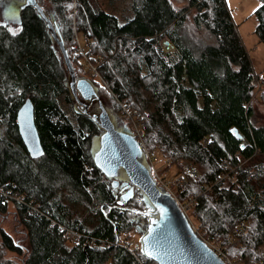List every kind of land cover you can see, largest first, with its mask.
<instances>
[{"label": "trees", "instance_id": "1", "mask_svg": "<svg viewBox=\"0 0 264 264\" xmlns=\"http://www.w3.org/2000/svg\"><path fill=\"white\" fill-rule=\"evenodd\" d=\"M44 1L76 76L120 118V104L140 113L145 145L169 161L164 172L185 164L199 171L178 197L196 201L191 215L203 237L221 241L244 264H264V126L254 123L253 106L262 79L226 1L131 0L134 15L123 24L99 0ZM259 1L256 33L264 44ZM7 10L0 0V216L15 207V233L0 226V264H157L142 246L122 245L135 231L146 234L152 205L137 188L125 202L115 178L97 166L93 147L102 130L76 102L47 23L29 4L14 18ZM74 32L88 39L97 72L87 73L74 56ZM164 40L173 51H165ZM28 99L44 150L38 158L17 125ZM227 172L237 175L236 184ZM241 223L248 233L232 245Z\"/></svg>", "mask_w": 264, "mask_h": 264}, {"label": "water", "instance_id": "2", "mask_svg": "<svg viewBox=\"0 0 264 264\" xmlns=\"http://www.w3.org/2000/svg\"><path fill=\"white\" fill-rule=\"evenodd\" d=\"M28 4L45 20L63 55L71 77L70 89L76 102L103 131L99 137V149L94 152L97 166L106 176L115 178L113 186L121 188L125 202L134 197L137 188L154 208L150 212L152 215L147 232L142 238L144 254L157 264H226L198 236L177 200L158 186L145 153L133 133L127 134L118 130L92 83L85 78H77L56 22L46 15L38 0H27L25 5ZM163 45L174 49L167 40L163 41ZM94 102L99 104V113H89V107ZM17 125L31 157H40L44 150L31 100L28 99L18 111ZM232 133L242 142V147L247 145L245 137L238 129L233 128ZM121 173L125 174V181L122 183L117 179Z\"/></svg>", "mask_w": 264, "mask_h": 264}, {"label": "rangeland", "instance_id": "3", "mask_svg": "<svg viewBox=\"0 0 264 264\" xmlns=\"http://www.w3.org/2000/svg\"><path fill=\"white\" fill-rule=\"evenodd\" d=\"M227 4V8L232 16V19L234 23L237 26L239 36L242 40V43L249 55L252 68L255 72V74L259 75L260 78L262 79L258 83V88L256 90V94L254 96V103L253 106L255 108V118H254V123L257 126H264V44L260 41L256 29H257V21L255 19V11L259 8L260 6V1L259 0H225ZM7 6H8V14L10 17H15L17 16V12L19 11L20 7L25 5L27 0H5ZM101 3L102 7L104 10L109 12L110 14H114L117 16L120 20V22L123 24L127 21V19L133 17V9H132V3L131 0H99ZM39 3L41 6L46 7V3L44 0H39ZM75 30V29H74ZM77 39H79L80 43L83 45V49L86 50L85 47V36L82 34H78L77 32H74V43L72 45V48L74 49V56H78L80 62L82 63L83 67L85 68L86 72L88 71L93 72L94 71L91 68H87V63H86V58L81 54L80 48L77 45ZM164 47V46H163ZM165 51H173L171 48H166L164 47ZM87 59H90L89 56L87 55V52L85 53ZM91 62V61H90ZM96 77L95 80H100V76L98 73H95ZM88 77L91 79L92 76L90 74H86ZM78 78V77H77ZM83 78V77H80ZM89 102H87L88 104ZM116 126V128L122 132H125L127 134H132L133 131L135 133L139 132L140 134L141 131L144 133V122L142 121L140 117V113L132 115L129 109L126 106H123L122 104L119 105L122 118L119 117V115L114 111L112 108L111 104L106 102L104 104ZM92 112L99 113L100 108L98 102H96L92 108ZM143 136V142H144V135ZM145 145V142H144ZM145 147L144 149H147L148 151H151L146 145L143 146ZM99 149V139H96L94 142V147L93 151L96 152ZM157 158L154 160V167L157 169V173L159 176V179H162V182H170V187L169 189L174 192V197L177 199L178 202H180V206L185 207V212L187 214V217L189 218L194 230L198 234V236L203 239V240H210L212 243H218L221 241L218 240H213V239H207L203 237V235L198 231L197 225L194 222V218L192 217L191 213L195 209V205L190 206L192 201L191 199L194 200L193 198L187 200L185 203L179 199L178 197V183L180 180L185 181V185L187 183L188 177H197L199 175V171L196 169V167H193L190 164H185L183 168H178L176 166L171 167L168 171L164 172L166 166L169 164V161L165 159V157L156 151ZM226 163V162H225ZM224 163V164H225ZM149 166V165H147ZM150 167V166H149ZM228 170V167H225ZM151 169V167H150ZM230 172H227L228 174ZM225 174V175H226ZM120 178V176H119ZM121 179V178H120ZM228 181V179H226ZM158 186L160 187L159 182H157ZM184 185V186H185ZM183 186V187H184ZM210 188L206 189L205 193L209 191ZM194 202V201H193ZM195 203V202H194ZM15 210V207L13 205H10V212L7 217H1L0 216V226L4 227L8 232L10 233H15V224L12 221L13 217V212ZM154 210L152 207L151 212ZM193 219V221H192ZM194 222V223H193ZM245 226L247 227L246 234L248 233V224L244 223ZM239 225L235 227L234 230L237 229ZM234 232V231H233ZM245 234V236H246ZM233 235V234H232ZM131 240H128L127 242L122 240V245L129 244L131 245V248H137L142 246V234L138 231H135L131 234ZM244 236V237H245ZM238 242V241H237ZM236 242V243H237ZM222 244V243H221ZM232 246V245H231ZM224 248H226L224 246ZM228 249V248H226ZM230 257V256H229ZM231 258V257H230ZM233 262H236L239 264L242 263V261H239L237 259H233Z\"/></svg>", "mask_w": 264, "mask_h": 264}, {"label": "built area", "instance_id": "4", "mask_svg": "<svg viewBox=\"0 0 264 264\" xmlns=\"http://www.w3.org/2000/svg\"><path fill=\"white\" fill-rule=\"evenodd\" d=\"M85 41L88 42V39L85 37ZM77 45L80 48L81 54L86 58V63H87V68H91L94 72H97V67H95L90 61L89 59H87L86 54H85V50L83 49V45L80 43L79 39H77ZM142 134H140L139 132L135 133L133 131V135L135 136V138L137 139V141L139 142L141 148L143 149L145 156H146V160L148 162V164L151 167V173L154 177V179L156 180V182L161 183L160 187L164 190L167 191L168 193H170L173 197H174V192L172 190L169 189L170 187V182H162V179H159L158 173H157V169L154 167V160H156L157 155L156 152L153 151H148L147 149H144L145 146L144 142H143V136L144 133L141 131ZM225 163V162H224ZM227 163L224 164V166H226ZM225 179H228L229 182H232L233 184L237 183V175L235 173H228L224 176ZM185 185V181L184 180H180L178 183V187L183 188V186ZM178 188V189H180ZM175 198V197H174ZM176 199V198H175ZM177 200V199H176ZM192 202L191 203V207L192 205L196 206V201L195 200H190ZM195 203H194V202ZM178 202V201H177ZM184 203L186 201H183ZM179 206H180V202H178ZM181 209L183 210V212L186 214L185 212V207L184 206H180ZM187 215V214H186ZM247 231V227L245 226L244 223L239 224V226L237 227V229L235 230V232L233 233V235L230 237V241L232 242V245H234V243H236L240 238L244 237ZM203 240V239H202ZM77 241V239H75V242ZM207 246L214 251L226 264H238L236 262H233V260H231V258L228 255L227 249L224 248V246L221 244V242H216V243H212V241L210 240H203ZM239 264H242L239 262ZM259 264H263V263H259Z\"/></svg>", "mask_w": 264, "mask_h": 264}, {"label": "snow or ice", "instance_id": "5", "mask_svg": "<svg viewBox=\"0 0 264 264\" xmlns=\"http://www.w3.org/2000/svg\"><path fill=\"white\" fill-rule=\"evenodd\" d=\"M29 2H31V0H29ZM145 251H147V249H145ZM149 255H151V253H149Z\"/></svg>", "mask_w": 264, "mask_h": 264}, {"label": "flooded vegetation", "instance_id": "6", "mask_svg": "<svg viewBox=\"0 0 264 264\" xmlns=\"http://www.w3.org/2000/svg\"><path fill=\"white\" fill-rule=\"evenodd\" d=\"M102 133H103V131H102Z\"/></svg>", "mask_w": 264, "mask_h": 264}]
</instances>
